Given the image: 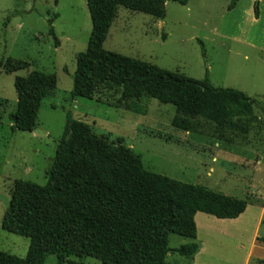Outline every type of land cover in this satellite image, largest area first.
I'll use <instances>...</instances> for the list:
<instances>
[{
  "label": "rangeland",
  "instance_id": "rangeland-1",
  "mask_svg": "<svg viewBox=\"0 0 264 264\" xmlns=\"http://www.w3.org/2000/svg\"><path fill=\"white\" fill-rule=\"evenodd\" d=\"M231 2H167L163 19L120 6L103 47L197 80L207 71L213 86L256 98L255 120L246 135L199 117L193 129H177L172 104L142 97L136 103L144 113L137 114L123 108L129 100L120 88L107 85H100L91 99L72 98L76 55L86 49L92 29L86 0H0V100H5L0 105V250L25 257L29 240L6 232L1 220L15 180L46 184L69 116L110 141L123 139L149 171L247 201L236 219L197 213L198 254L188 259L170 251L167 262L264 264V64L255 65L254 48L244 42L254 39V1L237 0L229 9ZM8 58L29 66L6 73ZM33 70L55 74L56 88L43 100L32 132L13 130L14 80ZM190 242L170 234L168 247ZM45 264H57V258L49 255ZM65 264L103 263L71 256Z\"/></svg>",
  "mask_w": 264,
  "mask_h": 264
},
{
  "label": "trees",
  "instance_id": "trees-1",
  "mask_svg": "<svg viewBox=\"0 0 264 264\" xmlns=\"http://www.w3.org/2000/svg\"><path fill=\"white\" fill-rule=\"evenodd\" d=\"M167 2L186 5L189 0H86L92 29L86 49L76 55L71 97L91 99L100 85H107L120 88L121 96L129 100L123 108L137 114L144 113L136 103L142 97L172 104L176 110L172 126L177 129H193V120L199 117L246 135L255 120L256 98L213 86L207 71L197 80L104 49L120 6L163 19ZM3 66L6 73H14L29 63L8 58ZM56 83L55 74L36 70L15 77L17 103L9 114L13 130L35 129L41 104ZM46 174L44 185L14 181L1 227L27 238L29 245L23 258L0 250V264H45L49 255L57 264L71 256H90L103 264H172L166 261L168 252L192 259L198 251L197 213L236 219L248 204L149 171L123 139L110 141L69 116ZM170 234L192 242L170 250Z\"/></svg>",
  "mask_w": 264,
  "mask_h": 264
},
{
  "label": "crops",
  "instance_id": "crops-1",
  "mask_svg": "<svg viewBox=\"0 0 264 264\" xmlns=\"http://www.w3.org/2000/svg\"><path fill=\"white\" fill-rule=\"evenodd\" d=\"M253 1H254V10L252 11V13L250 12L252 15L250 20L252 22L251 25L254 24V39L251 38L246 39L244 40V42L247 43L248 46L254 48V62L256 63L255 65L261 66L262 64H264V4H263V0H253Z\"/></svg>",
  "mask_w": 264,
  "mask_h": 264
},
{
  "label": "water",
  "instance_id": "water-1",
  "mask_svg": "<svg viewBox=\"0 0 264 264\" xmlns=\"http://www.w3.org/2000/svg\"><path fill=\"white\" fill-rule=\"evenodd\" d=\"M163 7H164V4H163Z\"/></svg>",
  "mask_w": 264,
  "mask_h": 264
}]
</instances>
